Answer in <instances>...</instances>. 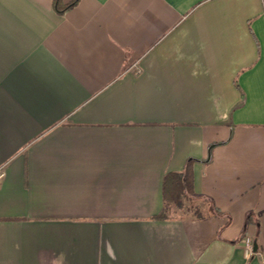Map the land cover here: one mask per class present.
I'll return each instance as SVG.
<instances>
[{
	"label": "crops",
	"instance_id": "0c3cea01",
	"mask_svg": "<svg viewBox=\"0 0 264 264\" xmlns=\"http://www.w3.org/2000/svg\"><path fill=\"white\" fill-rule=\"evenodd\" d=\"M53 3L0 0V264H262L264 0Z\"/></svg>",
	"mask_w": 264,
	"mask_h": 264
},
{
	"label": "trees",
	"instance_id": "16d2710c",
	"mask_svg": "<svg viewBox=\"0 0 264 264\" xmlns=\"http://www.w3.org/2000/svg\"><path fill=\"white\" fill-rule=\"evenodd\" d=\"M78 0H71L67 3H62L60 0H54V8L57 12H63L64 10L72 7ZM192 159H188L182 171L180 172H167L163 177V208L156 218H166L165 205L173 202L178 206L181 204V197L193 195L192 189ZM218 212V210H215Z\"/></svg>",
	"mask_w": 264,
	"mask_h": 264
},
{
	"label": "rangeland",
	"instance_id": "374dc122",
	"mask_svg": "<svg viewBox=\"0 0 264 264\" xmlns=\"http://www.w3.org/2000/svg\"><path fill=\"white\" fill-rule=\"evenodd\" d=\"M204 202L196 197L183 195L181 197V204L178 206L176 203L170 202L165 205V213H175L177 215H194L199 216L204 213Z\"/></svg>",
	"mask_w": 264,
	"mask_h": 264
},
{
	"label": "built area",
	"instance_id": "2783aa9c",
	"mask_svg": "<svg viewBox=\"0 0 264 264\" xmlns=\"http://www.w3.org/2000/svg\"><path fill=\"white\" fill-rule=\"evenodd\" d=\"M2 177H3V172L0 170V181H1ZM242 247H243L244 256L247 259H249L253 255L257 254V250L255 251L254 247H253V240H252L251 236H249V235H245L243 237ZM262 264H264V262Z\"/></svg>",
	"mask_w": 264,
	"mask_h": 264
},
{
	"label": "water",
	"instance_id": "95a60500",
	"mask_svg": "<svg viewBox=\"0 0 264 264\" xmlns=\"http://www.w3.org/2000/svg\"><path fill=\"white\" fill-rule=\"evenodd\" d=\"M253 247H254V250L256 251L257 250V245H256L255 242L253 243Z\"/></svg>",
	"mask_w": 264,
	"mask_h": 264
}]
</instances>
